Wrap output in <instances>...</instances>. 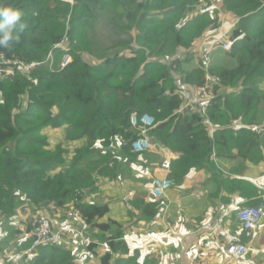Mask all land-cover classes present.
I'll return each mask as SVG.
<instances>
[{"label": "trees", "instance_id": "obj_1", "mask_svg": "<svg viewBox=\"0 0 264 264\" xmlns=\"http://www.w3.org/2000/svg\"><path fill=\"white\" fill-rule=\"evenodd\" d=\"M200 4V0H0V6L19 10L25 24L19 42L0 48V55L11 62L40 63L28 73L17 70L13 76L0 77V216L9 222L8 230L23 202L34 211L75 208L86 224L98 228L108 248L99 264H154L148 258L139 261L123 231L113 228L120 226L115 220L99 221L109 213L108 204L87 201L99 189L101 178L116 177L126 165L130 171V163L137 159L131 147L140 135L132 126L134 113L153 116L156 125L149 131L153 143L178 155L170 172L176 182L192 169L206 167L210 183H231L239 191L246 184L256 193L250 182L226 176L215 158L254 159L260 154L254 126L264 122V0H221L215 11L199 10ZM218 10L239 21L230 33L229 47L210 65V74L217 79L211 88L212 103L206 116L183 112L181 86L202 84L205 74L202 61L189 64L190 49L216 21L213 28L219 27ZM101 19L107 25L98 35ZM60 43L69 50L58 48ZM105 44L114 51L96 50ZM83 53L103 62L90 64ZM64 55L72 60L62 67ZM46 127H66L68 142L82 141L64 168L61 164L67 162L64 157L70 149L63 157L64 150L49 148ZM257 204L255 200L243 206ZM134 207L148 221L159 213L158 202L137 198ZM27 222L30 232L33 228ZM14 234L18 237L22 231L13 229L10 237ZM23 245L20 255L25 264L75 263L71 251L60 243L42 246L32 256L23 252L33 242L28 239Z\"/></svg>", "mask_w": 264, "mask_h": 264}, {"label": "crops", "instance_id": "obj_2", "mask_svg": "<svg viewBox=\"0 0 264 264\" xmlns=\"http://www.w3.org/2000/svg\"><path fill=\"white\" fill-rule=\"evenodd\" d=\"M201 8V4L198 5V9ZM225 16L227 17V15ZM236 21L237 19L233 18L230 25L233 27ZM189 64L193 65L190 62ZM237 126L240 127L238 124ZM254 127L260 129V131H256V135L260 136L261 141L260 154L257 157L252 159L239 156L228 160L215 158V161L222 167L221 171L226 176L253 184L256 187V193H252L251 187L246 184H243L242 191H239L231 183H210L208 181L210 174L206 167L192 169L183 181L178 183L170 174L172 163L178 155L156 143L154 149L144 152L143 155L136 154L137 159L130 163V172L126 169L116 178L104 177L97 182L99 189H96L88 197L100 199L99 203L101 204H110L109 213L99 221L115 220L120 226L113 228L123 231L124 240L134 253L137 251L141 263L148 258L154 264H166L168 257L177 252L180 257L179 264H190L199 240L207 234L202 226L204 221L209 218L212 212H216V216L227 214L223 232L208 237L206 244L201 249V257H199L201 264H251L247 263L244 257L237 259L228 253V247L231 244L243 240L250 247V251L247 253L250 258L264 264V216L255 238L248 239L240 233L241 224L235 211L237 206L241 207L255 200L259 201L260 196L264 198V122L260 126ZM232 152L237 155L238 149L234 148ZM148 153L149 156L146 155ZM168 160L170 161L169 176L174 180V185L167 191L169 208L166 211V216L163 219L156 216L153 220H145L141 217L140 210L134 207V199L137 198L147 202L153 201L154 180L152 178L149 183H146L145 175H150V170L149 167H145V163L151 166V171L162 174L165 170L162 166ZM116 179L117 182H115ZM65 212L55 211L51 214L54 218L59 216L60 221L62 217H64V221H68L65 218ZM31 216L23 221L24 224L20 229L22 234L19 236L27 233L29 224L27 221H30ZM58 226L64 227L61 222L58 223ZM76 226L78 229L84 228L82 223H78ZM11 229L17 228L12 226ZM153 232L160 236H152ZM84 235L88 242L77 236L65 234L60 246L71 251L74 256V264H99L101 255L108 248L104 242H101L98 228L87 225V228H84ZM235 238L238 241H235ZM27 251L24 250L23 253ZM31 251L35 255V250Z\"/></svg>", "mask_w": 264, "mask_h": 264}, {"label": "built area", "instance_id": "obj_3", "mask_svg": "<svg viewBox=\"0 0 264 264\" xmlns=\"http://www.w3.org/2000/svg\"><path fill=\"white\" fill-rule=\"evenodd\" d=\"M204 2H206V5H211L208 8H213L210 11H215L214 9H220V6H217L215 3L216 0H200L202 7L204 6ZM218 13H222V10H218ZM225 17L226 16L224 13H222V17H219L221 27L224 24ZM228 36L230 37L229 31L221 30L219 34L211 38V42L207 46L203 57H201L202 60H200V62L202 61L201 67L205 72L202 78V84H198L194 87L181 86L179 92L183 99L181 109L182 111L193 114H201L203 116L207 115L208 109L214 97L211 88L217 82V79L212 76L209 71L211 65L210 54L217 49L228 48ZM62 49L67 50L66 47H62ZM68 63L69 61L63 63L62 67H65ZM39 64L40 63H28L21 60L11 62L7 60L4 55H0V77L13 76L15 75L17 70L29 72ZM146 118H148L149 120H147ZM131 121L133 128H136L140 131V135L132 142V152L137 155H143L144 152L150 151L151 148L156 145L153 143L152 138L149 134L150 129L155 127L156 120L153 116L148 114L139 116L138 113H134L132 115ZM255 129H257V131H260L258 127H256ZM162 167L165 168V173L162 172L161 176L157 178L155 177L154 185L152 187V199L154 202L159 203V213L157 216L163 219L165 218L166 211L169 208L167 191L174 185V180L169 176L170 161H165ZM235 211L237 212V219L241 224L242 235L245 238L253 239L258 231L262 217L264 216L263 196L259 197L257 205L245 207L237 206L235 207ZM215 214L216 212H212L209 218L204 221L202 226L203 230L206 231L207 234L199 240L198 246L192 255L190 264H200L199 257H201V249L203 248L204 244H206V240L211 235L219 234L221 232L227 214H219L218 216H216ZM65 218L68 221H64V217H62L60 221L59 216L55 218L52 216L51 218L47 213L42 211V208L34 211V214L30 218V224L32 225L33 229L21 237V239H23V242L27 241L28 239L33 242L31 249H29L26 253L32 255L31 250L39 249L42 246L58 245L62 241L65 234L77 236L79 239L88 242L84 235V228H87L88 224H86V222L83 220L80 210L73 208L69 211H66ZM59 222H61L64 227L60 228L58 226ZM78 223H82L84 225V228L78 229L76 226ZM151 235L154 237L160 236L158 234H155L154 232L151 233ZM249 251L250 247L245 242L233 243L228 247V253L236 258L244 257ZM19 257H21V259L24 258L22 254ZM19 257L17 259H19ZM179 259V254L175 252L168 257L166 264H179Z\"/></svg>", "mask_w": 264, "mask_h": 264}, {"label": "rangeland", "instance_id": "obj_4", "mask_svg": "<svg viewBox=\"0 0 264 264\" xmlns=\"http://www.w3.org/2000/svg\"><path fill=\"white\" fill-rule=\"evenodd\" d=\"M215 3H216L217 6H221V1L220 0H216ZM210 6H211L210 4L206 5V2H204V6L202 8L205 9V10H212L213 8L212 9L208 8ZM121 11H122L121 8H119L118 12L120 13ZM217 16H218V18L222 17V13H220ZM232 19H233V17L230 16V15L225 17L224 24H223L222 27L219 24L218 28H213L214 26H216L215 24H217V21H216L215 24H212L213 26L210 27L203 34V36L200 37L197 40V42L192 47V49H190V51H191V54L189 55L190 63L197 64V63L200 62L201 57H203L207 46L211 42V38L215 37L217 34H219L221 32V30H227V31H229V33L232 32V30L236 27V25H237V23L239 21L238 18H237L236 24L232 27V25H230V24H232ZM106 25H107V22L105 20L101 19L99 25L96 28V32H97L98 35L102 34V32H103L104 28L106 27ZM229 38L230 37L228 36V41H229ZM109 39L117 42V39L114 36H110ZM91 45L92 44H90L89 47H91ZM57 47L61 48V49H62V47H66L69 50L68 46H66L64 43H60ZM96 50L97 51H101L103 53H110V52L114 51V49L110 46V44H105L104 46H100L99 49H96ZM224 50H225V48L213 51L210 54L211 61H214V60L218 59V57L221 56V53ZM53 58H54V56H52V60H53ZM82 58H83L84 61H86V62H88L90 64H94V65H96L97 63L103 62L102 59H100V58H98L96 56L90 55L88 53H83L82 54ZM71 60H72L71 57H67L66 55H64L63 59H61V66L63 65V63L68 62V61L70 62ZM54 62H55V60H54ZM21 72L28 73V72H25V71H21ZM262 86L264 88V83L262 84ZM68 133H69V129H68ZM44 134L48 136L47 141L49 143V148L58 149V151H60L61 149L64 150L63 153L60 152V153H62L63 157H64V154H65V149H67V148L70 149L69 154L67 155V157L66 158L64 157V159H66L67 162L61 164V167L64 168L69 163H71V161H72V159H70L71 156H72L71 154L79 146L82 145V141L80 139H73L71 142H68L67 139H66V136H67V128L66 127H62V128L46 127L44 129ZM151 149H154V148L152 147ZM143 158L147 161V159L144 156H143ZM145 164H146L145 167H149V170H150V175H147V174L145 175L146 183H149V181L152 178L154 180L155 177L157 178V177L161 176L160 172H158L156 174L154 171H151V169H150L151 166L150 165L148 166L147 165L148 163H145ZM61 167H58V171H59V169ZM127 167H129V165H126V166L122 167L123 169L121 168V171L125 172ZM129 172H127V173H129ZM119 174L120 173H118V175ZM118 175H116V177H118ZM116 177L107 176L108 179L116 178ZM117 181L118 180L116 179L115 182H117ZM95 200L97 202H94ZM87 201L94 202V203H99L100 199H98V198H89L88 197ZM99 204H101V203H99ZM243 207H245V206H243ZM34 210H35V208L33 206L31 207L28 203L23 202V204H21L19 209H18L19 217L17 218V221H15L13 224H11V226H13L14 228H17V229H21L22 225L24 224L23 221H26L28 217L33 215L34 214ZM42 211L47 213L52 218V214L51 213H54L53 207H44L42 209ZM8 223L9 222L5 218H3V216H0V264H15V262H16V264H25V259L24 258L21 259V257H19L20 256V252H21L20 248H24L23 241L22 242H18L20 239L15 234L12 237H10V234L13 233V230L12 229L8 230V227L10 225ZM223 228H222L220 233L223 232ZM240 233H241V228H240ZM237 235H240V234H237ZM241 235H242V233H241ZM254 238H255V236H254ZM234 240L238 241V239H236V238ZM35 251L37 253L38 249H36ZM32 255H33V253H32ZM32 255H30V256H32ZM17 256L19 257V259H17L18 258ZM29 259H31V258H29ZM237 259H240V258H237ZM244 259L247 261V263H251V264H260L261 263V262H256V261L252 260L250 258L249 254L245 255Z\"/></svg>", "mask_w": 264, "mask_h": 264}, {"label": "clouds", "instance_id": "obj_5", "mask_svg": "<svg viewBox=\"0 0 264 264\" xmlns=\"http://www.w3.org/2000/svg\"><path fill=\"white\" fill-rule=\"evenodd\" d=\"M25 28L22 13L12 6H0V48H10L19 42Z\"/></svg>", "mask_w": 264, "mask_h": 264}, {"label": "bare ground", "instance_id": "obj_6", "mask_svg": "<svg viewBox=\"0 0 264 264\" xmlns=\"http://www.w3.org/2000/svg\"><path fill=\"white\" fill-rule=\"evenodd\" d=\"M214 95V94H213ZM147 120H149L148 118H146ZM133 144V143H132ZM86 242V241H85Z\"/></svg>", "mask_w": 264, "mask_h": 264}]
</instances>
